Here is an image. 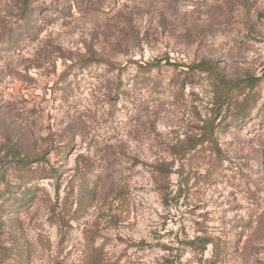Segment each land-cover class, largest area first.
<instances>
[{
	"label": "rangeland",
	"instance_id": "374dc122",
	"mask_svg": "<svg viewBox=\"0 0 264 264\" xmlns=\"http://www.w3.org/2000/svg\"><path fill=\"white\" fill-rule=\"evenodd\" d=\"M219 76L260 81L220 104ZM16 239L27 264H264V0H0V264Z\"/></svg>",
	"mask_w": 264,
	"mask_h": 264
},
{
	"label": "trees",
	"instance_id": "16d2710c",
	"mask_svg": "<svg viewBox=\"0 0 264 264\" xmlns=\"http://www.w3.org/2000/svg\"><path fill=\"white\" fill-rule=\"evenodd\" d=\"M193 69H196V70H199L202 72H213V70H215V68L208 63L199 64V65L193 67ZM259 81H260L259 79L249 78V79H246V80L240 81V82H232V81H228L227 79H225L222 76H219L218 77V83H219V86L222 88L220 104H221V102H224L225 100H227L229 98V95L231 92L242 91L245 88L246 89H253L256 87V85ZM219 108L220 107L217 108V114H216L217 116H220V114H221V112L219 111ZM213 129H214V127L211 128L210 133L208 134V141L212 144V146L214 147V150L216 152L220 153L221 150H220V148H218V143L214 137ZM159 170L161 171V169H159ZM52 172L54 173L55 176H57V177L59 176V173L55 169H52ZM54 218H57L58 225L60 226L61 230H65L66 228H68L69 223L66 220L65 212H64V214L62 213L61 215L54 216ZM189 245L194 251L200 252L201 254L205 253L208 250V247L210 245H213L214 251H216V254H214V255H216L215 256L216 258H217V255L219 253L218 247L215 244V240L212 237H208V236L196 237L194 239V241H192ZM28 250H29V248L26 244L24 245L23 243H21V241L16 239L15 242L13 243V245L6 246V264H7V261H9L11 259H13L12 263H14V264H21V263L27 264ZM12 263L9 262V264H12Z\"/></svg>",
	"mask_w": 264,
	"mask_h": 264
}]
</instances>
